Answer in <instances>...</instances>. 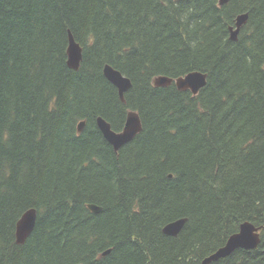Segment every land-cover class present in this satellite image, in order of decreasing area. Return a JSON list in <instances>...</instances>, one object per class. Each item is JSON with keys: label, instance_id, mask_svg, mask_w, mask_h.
Here are the masks:
<instances>
[{"label": "trees", "instance_id": "trees-1", "mask_svg": "<svg viewBox=\"0 0 264 264\" xmlns=\"http://www.w3.org/2000/svg\"><path fill=\"white\" fill-rule=\"evenodd\" d=\"M219 1L0 0V264H201L246 221L258 248L212 264H264V0ZM194 71L197 95L154 86ZM129 111L142 131L116 152L97 118L118 132Z\"/></svg>", "mask_w": 264, "mask_h": 264}, {"label": "water", "instance_id": "water-1", "mask_svg": "<svg viewBox=\"0 0 264 264\" xmlns=\"http://www.w3.org/2000/svg\"><path fill=\"white\" fill-rule=\"evenodd\" d=\"M179 1V0H175ZM230 0H220V6L226 5ZM248 21V13H243L237 16L235 25L230 27V38L233 41L238 40L239 33L242 27ZM82 61V47L74 39L72 33H69V46H68V66L78 71ZM106 79L117 88L119 97L125 101V94L132 88V81L130 78L122 74L119 70L110 65H105L103 69ZM154 86L167 87L175 84L181 91H190L193 95H197L202 88L207 84V74L194 71L188 73L177 79L166 76H160L154 79ZM97 125L104 138L111 144L113 149L118 152L124 145L131 142L141 131L142 122L139 114L135 111H129L127 114L126 122L121 131H114L111 124L102 117L97 118ZM85 122L79 124V132H82ZM89 209L94 213H99L101 208L97 205L90 204ZM37 220V212L35 209L28 210L19 220L16 229L17 243L23 244L33 232ZM187 219L182 218L168 223L163 228V233L168 236L177 237L182 231ZM260 229L251 222H244L240 225L239 231L231 235L224 246L216 250L214 253L205 257L201 264H212L221 259L229 257L238 249L253 250L257 249L261 243ZM110 251L105 252L103 255L108 254Z\"/></svg>", "mask_w": 264, "mask_h": 264}, {"label": "bare ground", "instance_id": "bare-ground-1", "mask_svg": "<svg viewBox=\"0 0 264 264\" xmlns=\"http://www.w3.org/2000/svg\"><path fill=\"white\" fill-rule=\"evenodd\" d=\"M21 54V53H20ZM6 111V110H5ZM9 112V111H8ZM10 115V114H9ZM26 115V114H25ZM21 117H22V115H21ZM31 125V124H30ZM37 125V124H36ZM34 135V134H33ZM24 158V157H23ZM26 162H27V160H26ZM135 181V180H134ZM244 197V196H243ZM244 202V201H243ZM261 236V235H260Z\"/></svg>", "mask_w": 264, "mask_h": 264}]
</instances>
